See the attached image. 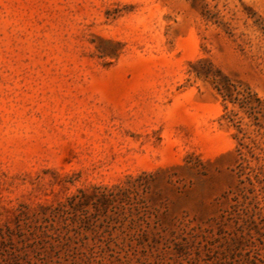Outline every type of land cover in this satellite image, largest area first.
<instances>
[{"label": "rangeland", "instance_id": "374dc122", "mask_svg": "<svg viewBox=\"0 0 264 264\" xmlns=\"http://www.w3.org/2000/svg\"><path fill=\"white\" fill-rule=\"evenodd\" d=\"M0 264H264V0H0Z\"/></svg>", "mask_w": 264, "mask_h": 264}]
</instances>
